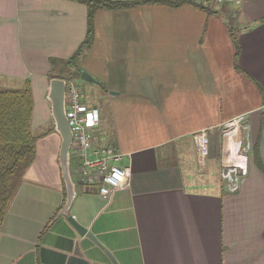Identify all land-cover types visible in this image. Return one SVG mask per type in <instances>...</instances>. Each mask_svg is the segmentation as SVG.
<instances>
[{"label": "crops", "instance_id": "0c3cea01", "mask_svg": "<svg viewBox=\"0 0 264 264\" xmlns=\"http://www.w3.org/2000/svg\"><path fill=\"white\" fill-rule=\"evenodd\" d=\"M203 2L212 13L188 4L95 11L78 67L108 108L98 110L94 144L121 154L128 185L107 201L85 193L73 160L68 213L100 246L79 235L58 216L66 192L52 132L36 143L0 226V264H113L105 251L115 264H264V175L248 153L235 192L220 176L258 134L264 165V0ZM86 32L81 2L0 0V86L29 82L51 119L49 61L70 58Z\"/></svg>", "mask_w": 264, "mask_h": 264}, {"label": "trees", "instance_id": "16d2710c", "mask_svg": "<svg viewBox=\"0 0 264 264\" xmlns=\"http://www.w3.org/2000/svg\"><path fill=\"white\" fill-rule=\"evenodd\" d=\"M87 8V32L85 39L74 54L65 60L50 59L52 71L49 79L77 80L81 70L78 61L90 47L93 35V15L97 9H124L143 4H162L170 7L192 5L206 13H212L204 0H136L118 2L113 0H75ZM235 45V59L239 52L237 40L230 30ZM34 99L30 83L22 88L0 87V226L14 198L24 173L33 162L37 136L31 130ZM50 132H53L51 128ZM253 142V143H252ZM250 144L253 164L264 175V165L259 154V134Z\"/></svg>", "mask_w": 264, "mask_h": 264}, {"label": "built area", "instance_id": "2783aa9c", "mask_svg": "<svg viewBox=\"0 0 264 264\" xmlns=\"http://www.w3.org/2000/svg\"><path fill=\"white\" fill-rule=\"evenodd\" d=\"M65 113L72 133L71 156L76 184L83 192L95 193L107 201L114 191L128 185V169L115 165L122 157L119 152L106 145L94 144L92 132L99 125V112L96 107L86 103L75 81L66 82ZM243 122L244 116L240 115L228 121L225 127L237 128ZM195 141L201 157H205L208 154V139L204 134H198ZM249 150V144L240 142L235 154H230V159L222 166L220 176L231 193L238 189L240 178L247 173Z\"/></svg>", "mask_w": 264, "mask_h": 264}, {"label": "water", "instance_id": "95a60500", "mask_svg": "<svg viewBox=\"0 0 264 264\" xmlns=\"http://www.w3.org/2000/svg\"><path fill=\"white\" fill-rule=\"evenodd\" d=\"M80 80L87 83L98 84L88 73L84 71L80 74ZM65 86V80L52 78L48 82L46 93V101L49 104L50 116L53 122V132L60 139L58 149V166L66 192L65 204L58 216L66 217L67 221L78 232L79 235L86 236L92 242L100 246L97 240L89 232H87L85 228L80 226L68 213V209L75 195V185L72 181L70 171L72 133L65 113ZM105 253L113 262V264H115V261L110 253L108 251H105Z\"/></svg>", "mask_w": 264, "mask_h": 264}, {"label": "rangeland", "instance_id": "374dc122", "mask_svg": "<svg viewBox=\"0 0 264 264\" xmlns=\"http://www.w3.org/2000/svg\"><path fill=\"white\" fill-rule=\"evenodd\" d=\"M75 81V80H74ZM81 88L83 96L87 104L96 106L99 112H106L108 108H106V103L102 100L100 92L93 85L88 84L80 79L75 81ZM2 88H22L20 82H14L7 86H0ZM93 88V89H92ZM42 92V91H41ZM38 97V96H37ZM46 108L44 103H37L34 105L32 121H31V130L33 135L37 136L38 144L42 143L45 138L49 135L53 134L50 132L51 128H53V122L51 119L47 117ZM36 142V143H37ZM71 162L73 163V155L71 156ZM74 176V175H73Z\"/></svg>", "mask_w": 264, "mask_h": 264}]
</instances>
